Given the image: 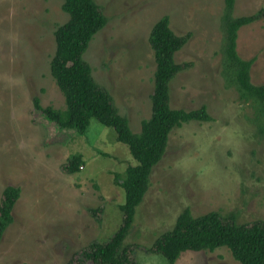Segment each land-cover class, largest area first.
Wrapping results in <instances>:
<instances>
[{"label": "rangeland", "instance_id": "1", "mask_svg": "<svg viewBox=\"0 0 264 264\" xmlns=\"http://www.w3.org/2000/svg\"><path fill=\"white\" fill-rule=\"evenodd\" d=\"M95 2L107 23L83 58L133 132L150 117L155 62L149 34L163 15L176 34L188 36L174 55L182 69L169 82L170 106L188 110L204 104L212 117L183 122L169 133L125 238L132 257L140 264H166L151 247L184 208L194 216L234 215L237 223L264 220V134L255 104L240 98L223 71L225 0ZM61 4L0 0V200L6 185L20 188L13 221L0 241V264H95L83 260L81 251L117 229L125 194L114 173L136 164L112 127L91 118L81 135L59 127L33 104L37 96L43 106L65 108L49 69L53 32L68 18ZM261 7L264 0H235L232 14ZM237 52L254 59L251 82L264 84V17L239 29ZM73 153L84 161L70 174L63 165ZM175 263L241 264L226 246L185 250Z\"/></svg>", "mask_w": 264, "mask_h": 264}, {"label": "trees", "instance_id": "2", "mask_svg": "<svg viewBox=\"0 0 264 264\" xmlns=\"http://www.w3.org/2000/svg\"><path fill=\"white\" fill-rule=\"evenodd\" d=\"M235 0H225L222 16L223 71L228 83L235 84L241 99L255 104L258 130L264 134V84H253L250 68L253 58L244 59L237 52L239 29L264 17V7L253 14L233 16ZM61 7L68 15L65 22L54 30L55 49L49 61L50 74L64 96L65 108L43 106L39 98H33L34 106L61 128H73L84 134L91 118L110 126L116 139L127 145L136 164H129L122 175L114 173V180L124 190V201L118 205L121 222L110 237L95 240L81 251L84 259L95 264H140L132 257L133 252L125 238L133 224L136 207L143 200L150 184L152 168L162 158L171 130L183 122L212 119L206 105L194 109L172 108L169 103V82L182 69L174 59L188 39L178 35L170 27L169 17L161 16L151 27L149 44L153 50L155 70L153 89L150 93V117L141 121L138 132H133L129 118L120 114L112 95L100 86L92 75V69L83 54L94 34L103 28L107 18L95 0H62ZM264 120V119H263ZM82 155L71 154L63 168L72 174L79 172ZM20 196V188L6 185L0 200V241L4 231L13 221V208ZM220 246L229 248L235 260L241 264H264V220L237 223L234 215L223 217L218 211L199 216L184 208L175 224L158 237L152 250L161 252L166 264L175 261L185 250H209ZM78 264H84L82 260Z\"/></svg>", "mask_w": 264, "mask_h": 264}]
</instances>
